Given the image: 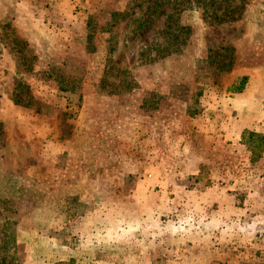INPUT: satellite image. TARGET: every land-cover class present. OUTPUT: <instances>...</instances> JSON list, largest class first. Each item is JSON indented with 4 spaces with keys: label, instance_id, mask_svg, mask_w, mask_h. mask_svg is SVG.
<instances>
[{
    "label": "rangeland",
    "instance_id": "rangeland-1",
    "mask_svg": "<svg viewBox=\"0 0 264 264\" xmlns=\"http://www.w3.org/2000/svg\"><path fill=\"white\" fill-rule=\"evenodd\" d=\"M12 3L0 0L13 16L0 19V110L17 105L0 120V264H122L117 220L137 214V182L156 205L160 189L263 185L264 0ZM246 215L237 230L264 245L263 209Z\"/></svg>",
    "mask_w": 264,
    "mask_h": 264
},
{
    "label": "crops",
    "instance_id": "crops-1",
    "mask_svg": "<svg viewBox=\"0 0 264 264\" xmlns=\"http://www.w3.org/2000/svg\"><path fill=\"white\" fill-rule=\"evenodd\" d=\"M16 1L20 6L22 0ZM15 2L13 0L12 8L16 7ZM3 9L0 10V19L11 20L13 16ZM31 24V31L37 32L44 23L34 16ZM247 92L248 84L244 95ZM16 108L17 105L11 103V106L1 109L0 120L4 119L2 113L8 116L10 110L15 112ZM262 165L264 167V160ZM261 170L264 173V168ZM261 178L264 180V176ZM255 187L177 186L173 190L176 194L173 198L165 195L168 190L160 189L164 194L163 200L156 205L153 201L159 193L155 185L145 186L137 182L131 194V203L138 208L137 214L127 210L117 220L122 225L116 237L121 247L122 264H257L256 257L264 250V245L259 243V236L263 234L237 230L241 222L248 223L246 214L252 208L259 207L264 211V183ZM156 214H162V217ZM171 219H179L190 226L185 231L174 233ZM125 222L131 225V229H124ZM98 223L102 229L104 224ZM106 237L103 234V238ZM99 263L105 264L104 260ZM83 264L95 262L85 261Z\"/></svg>",
    "mask_w": 264,
    "mask_h": 264
},
{
    "label": "trees",
    "instance_id": "trees-1",
    "mask_svg": "<svg viewBox=\"0 0 264 264\" xmlns=\"http://www.w3.org/2000/svg\"><path fill=\"white\" fill-rule=\"evenodd\" d=\"M175 36H178L177 34H174ZM246 78L247 77H244V79L242 80V83L239 85V86H235L234 87V89L237 91V92H241L243 89H244V85H245V82H246ZM18 96V95H17ZM70 98V97H69ZM81 99H82V96H81V94L79 95V97H78V103H79V105H80V102H81ZM16 101V103L17 104H23V105H25V106H27V102H24L23 100H21V99H16L15 100Z\"/></svg>",
    "mask_w": 264,
    "mask_h": 264
}]
</instances>
